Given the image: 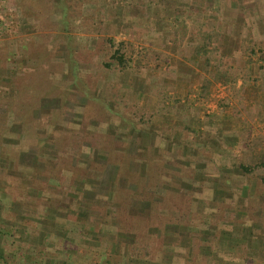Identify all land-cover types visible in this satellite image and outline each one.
Here are the masks:
<instances>
[{"label": "rangeland", "instance_id": "374dc122", "mask_svg": "<svg viewBox=\"0 0 264 264\" xmlns=\"http://www.w3.org/2000/svg\"><path fill=\"white\" fill-rule=\"evenodd\" d=\"M191 32L197 44L215 36L195 53L208 63L198 86L173 98L174 56L185 49L177 41ZM222 34L238 41L227 47L242 68L212 53ZM260 42L264 0H0V162H13L0 164V249L9 264H264V167L255 168L264 161L216 164L192 129L212 104L240 113L235 84L251 67L264 73ZM120 43L126 71L105 66ZM253 43V53L240 48ZM84 166L100 183L79 192L88 218L71 219L55 190L71 171L72 189L92 181Z\"/></svg>", "mask_w": 264, "mask_h": 264}, {"label": "crops", "instance_id": "0c3cea01", "mask_svg": "<svg viewBox=\"0 0 264 264\" xmlns=\"http://www.w3.org/2000/svg\"><path fill=\"white\" fill-rule=\"evenodd\" d=\"M150 25H152V22H150ZM145 28L148 31L147 27ZM192 34L191 32L177 41L178 46L185 49L182 53L176 52L174 56L175 58L176 56L179 57L176 58V63L178 65L177 70L181 74H176L173 77V82L168 83L167 90L171 89L168 91V95L173 98L186 97L199 83L205 57L195 55L194 47L197 42H195ZM222 38L218 42L217 49L216 46L212 47V53L215 55L218 53L220 57L224 56L226 61H230L231 66L242 68L244 65L242 66L237 56L238 53L232 51L231 46L227 47L229 46L227 40L231 41L232 44L235 39H227L228 37L225 38L223 34ZM224 39L226 46H219ZM168 44L166 42L165 47ZM249 71L248 74H250L251 79L247 80L246 83L239 79L235 84L240 97L244 98V105L238 115L230 116L229 112L215 110L213 104L210 111L200 112L198 117L193 118L195 113L190 114V120L193 118L192 123H194L192 129L196 134H202V140L195 141L201 146L209 145L213 147L211 149H213V159L216 164H256L264 161V73L263 69L260 72L255 67H251ZM183 73L189 74L188 80L182 77ZM191 74H194V77ZM176 85L185 87L184 93L177 90ZM207 113L210 114L206 115ZM164 119L171 120L170 117ZM204 128L208 130L203 133ZM172 136L177 137L178 135ZM206 164L210 163L207 162Z\"/></svg>", "mask_w": 264, "mask_h": 264}, {"label": "trees", "instance_id": "16d2710c", "mask_svg": "<svg viewBox=\"0 0 264 264\" xmlns=\"http://www.w3.org/2000/svg\"><path fill=\"white\" fill-rule=\"evenodd\" d=\"M230 4V3H229ZM231 7H236V5L234 4V3H232L231 4ZM235 26H237V24H235ZM233 27H234V24H233ZM215 36L213 35V34H204L202 37H201V40L199 41V43H201V44H196L195 45V53L196 54H202V53H204V52H206V45H205V42L206 41H211V39L212 38H214ZM237 40H235V42H234V44L236 45L237 44ZM123 44L124 43H120L119 44V46L117 47V49L116 50H114L113 51V53H111V55L109 56V62L108 63H106L105 64V66L106 67H111V66H116V67H118L121 71H126L127 69H129L131 66H130V64H131V60L129 59V60H127L126 58H125V54L123 53V51H122V49H123ZM262 45V46H264V42L263 43H259L258 45ZM254 46L256 47L257 45L255 44V43H253L252 45H250L249 46V48H245L246 46H241L240 48L241 49H244V50H250L251 51V53H253V50H251V49H254ZM247 51V52H248ZM264 51V50H263ZM264 53V52H263ZM207 63H208V61H207V59L205 60ZM248 62H250V61H248ZM245 63H247V62H245ZM35 70H36V67H34L33 68V72H35ZM222 75V74H221ZM221 75H218V79H219V81H221V80H223V81H229L227 78H225L226 76L225 75H223V76H221ZM55 79H56V77H55ZM61 79V78H60ZM204 81L206 82V79H204ZM216 81V80H215ZM56 82V81H55ZM55 82H53V84L55 83ZM55 85V84H54ZM56 86V85H55ZM202 86V88H204L205 89V86L202 84L201 85ZM108 105V103L106 102V108L104 107V109L106 110L104 113H106L105 115H107V116H113V112H112V108H113V106L112 105H109V106H107ZM102 113V112H101ZM54 119H56V118H54ZM16 122H18V126H19V128L21 127V120H19V121H14L11 125H15L16 124ZM48 130H49V128H48ZM143 132H144V127L143 128H141V134H143ZM14 137H16V135L14 136ZM2 138V137H1ZM1 138H0V142H1ZM46 143V142H45ZM73 145V144H72ZM76 148V147H75ZM16 152H17V150H16ZM102 158H104V157H102ZM106 159V158H105ZM1 161L4 163V164H13V162H12V160H10V159H8V160H6V159H1ZM3 163H1L0 162V164H3ZM85 167V169L83 170V171H87V177H90V178H86L85 180H92V181H87V182H81V181H79V182H77L76 183V185H79V187H75V189H72L70 186V184L69 185H67L68 183H69V180H70V176L72 175L73 176V174H72V171H71V173H66L67 175L66 176H64L65 177V184H66V186L65 185H62L61 187L59 186L56 190H55V193H56V196L58 197V199H60V205L62 206V209H64L67 213H69L68 215L70 216L71 215V219H74L75 217H77V216H79V217H83V218H88L86 215H83L84 213H83V206L85 205L84 204V202L83 201H81L80 200V196H79V192H83V187H84V191H85V193H86V190H93V188H95V186H96V184L98 183H100V181L98 180V182L96 181L95 182V176H97L96 175V173H93L94 171H91L89 168H88V166H84ZM260 167H264V164H259V165H257L255 168H260ZM9 169H10V167H8ZM240 168L242 169V171L243 172H248L249 171V167L248 166H244V165H241L240 166ZM36 169V168H35ZM8 171H10V170H8ZM82 171V172H83ZM20 176H26V175H24V174H19ZM36 176V175H35ZM101 183H102V179H101ZM263 183H264V179H263ZM101 185V184H100ZM69 186V188H67ZM83 186V187H82ZM104 186H107V190L106 191H111V189L112 188H114V181H111V180H108L107 179V182L105 181V184H104ZM46 187H50V188H52V186L51 185H46ZM81 187H82V189H81ZM93 187V188H92ZM30 190L32 191V192H34L35 191V189L34 188H30ZM74 190H75V192H74ZM49 192L51 191V190H48ZM44 193V192H43ZM75 194V195H74ZM68 195H70L71 196V202L70 203H68V202H66V201H68ZM83 200V199H82ZM48 201H50V199L48 200ZM66 204V205H65ZM50 205L52 206L53 204L50 202ZM66 206V207H63V206ZM81 215V216H80ZM34 221L36 222L37 221V223H41L42 221L40 220V219H34ZM71 222H73V220H68V219H65V223L67 224V226L66 227H69V226H71ZM144 225V226H143ZM143 225H138V232H143L144 230H146V228H147V225H145V224H143ZM86 226H88V227H91V228H93L92 227V225H88V224H86ZM83 227H85V226H83ZM57 231V229H55V232ZM80 231L81 232H83V231H85V229L83 228V229H80ZM57 232H60L61 233V236H63V235H69V232L67 233V232H63V229L61 230V229H58V231ZM67 233V234H66ZM4 235H6V234H4L3 232H0V240H2L4 237H6V236H4ZM8 236V235H7ZM68 237V236H67ZM6 240H8V238H6ZM0 243H2V242H0ZM2 245V244H1ZM1 248V247H0ZM39 252L40 251H42L44 248H43V246L41 245L39 248ZM133 251L135 252V254L134 255H137V252L139 251V250H136L135 248H133ZM140 251H141V249H140ZM133 252V253H134ZM124 253H125V251H124ZM123 253V254H124ZM131 258H133V257H131ZM0 261L3 263V264H9V261H8V258L5 256V253L3 252V250L2 249H0ZM30 263V262H29ZM30 264H32V263H30ZM60 264H67V262L65 261V260H61V262H60ZM96 264H99L98 262L96 263ZM105 264H110V259H107V258H105Z\"/></svg>", "mask_w": 264, "mask_h": 264}]
</instances>
